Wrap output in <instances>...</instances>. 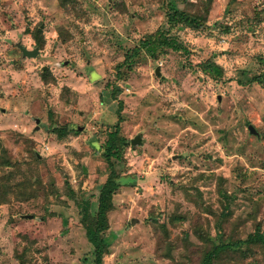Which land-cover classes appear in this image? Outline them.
Instances as JSON below:
<instances>
[{
	"label": "rangeland",
	"instance_id": "374dc122",
	"mask_svg": "<svg viewBox=\"0 0 264 264\" xmlns=\"http://www.w3.org/2000/svg\"><path fill=\"white\" fill-rule=\"evenodd\" d=\"M166 1L77 0L62 6L58 0H0V138L26 170L22 178L30 177L28 170L39 174L46 190L0 204V264H21L16 252L25 246L33 264L90 261L92 245L65 180L68 176L75 190L82 184L90 196L108 173L96 146L118 118L112 84L121 87L125 103L122 133L130 138L140 133L142 142L125 151L130 174L121 179L128 183L110 212L106 264L185 259L181 236L188 231L189 240L198 242L193 225L213 227L215 219L195 198L222 209L220 176L234 197L230 221L235 223L228 226L244 235L254 228L255 217L264 229V88L238 81L246 80L244 70L264 73V13L256 15L264 11V0H213L207 26L177 30L189 54L171 50L158 60L143 57L132 69L124 67L127 73L119 78L116 66L138 38L166 25ZM176 1L192 12L203 8V0ZM39 24L43 46L30 32ZM17 41L40 51L24 56ZM209 57L224 66L222 79L199 68ZM92 71L100 78L91 79ZM71 125L84 128L76 133ZM65 126L69 132L61 136L57 129ZM51 182L55 189L50 190ZM249 197L260 199L258 210L251 209ZM175 211L189 216L174 224L169 215ZM165 236L173 243L171 258L157 252ZM254 258L264 264L262 252L246 261ZM238 263L244 261L227 264Z\"/></svg>",
	"mask_w": 264,
	"mask_h": 264
},
{
	"label": "trees",
	"instance_id": "16d2710c",
	"mask_svg": "<svg viewBox=\"0 0 264 264\" xmlns=\"http://www.w3.org/2000/svg\"><path fill=\"white\" fill-rule=\"evenodd\" d=\"M62 6H67L70 3H75L77 0H58ZM213 0H203L201 4L202 9L191 11L186 8L179 7L176 0H167L163 6L166 14V25H161L153 31L142 34L137 43L130 48L122 62L117 64V74L119 78H124L127 71L124 69H132L143 57L152 58L158 60L160 57L166 55L169 51H178L184 54H189L191 49L189 45L182 40L177 30L182 26H193L204 28L207 26L208 16L211 12ZM264 13L262 10H257L256 15ZM61 35H65V30L60 28ZM33 38L37 44L43 46L45 38L43 35V28L41 24L30 30ZM199 68L208 76L215 80H220L225 74V68L222 64L216 61L214 57H209L198 63ZM246 74V80L238 79L240 83H258L264 88V73H255L254 75ZM44 79L50 80V71H44ZM111 91L110 99L118 100L117 107V120L113 127L108 130L107 137L103 143H99L96 146L97 150L102 151V155L105 159V163L108 167V173L105 174L103 181L98 189H96L90 196L84 193L83 185L75 190L70 182L68 176L65 183L68 188V195L73 199L77 207L78 219L85 229V233L88 241L92 245L91 259L88 264H106L105 256L111 252L112 242L109 238V231L111 227L110 212L115 208V195L120 188L127 183L122 182L124 176L129 175L126 169L125 151L127 147L132 146L131 138L122 133V122L124 109V100L119 97L122 91L118 84H112L108 86ZM104 97L103 92H101ZM61 136L68 131L67 126L57 129ZM70 131L79 133L81 130L74 128L71 125ZM140 144V143H138ZM137 144V145H138ZM37 153V158H39ZM84 170V168H83ZM23 169L22 164L13 160L9 154L8 148L3 144L0 138V204L10 203L13 198L18 200H28L29 198L36 197L39 192L45 193V184L39 174H32L27 171L30 177L22 178ZM85 171V170H84ZM86 172V171H85ZM66 174V173H65ZM219 177V193L222 196V209L217 211L213 209L210 204L204 205L203 200L195 198L199 206L205 211L211 212L215 215L213 227H203L201 224L196 223L193 225L194 235L198 238V242H191L189 240L190 233L186 231L181 239L186 242L185 246L187 251L185 259L177 260L168 264H227L233 259L234 261H244V263L238 264H260L257 258L246 261L250 256H255L256 253L262 252L264 254V229L261 223H255L254 217L253 229L248 231L244 235L235 233V225L228 226V222H231V215L233 213V200L234 197L229 193V189L225 185V179L221 180ZM50 190L55 189V184L51 182L49 184ZM42 189V190H40ZM243 191L248 192V189ZM58 192V190H56ZM196 192L201 194V190L196 186ZM46 194V193H45ZM252 200L251 209L258 210L261 202L260 199ZM54 214V213H53ZM252 212H249L251 216ZM188 214L178 211L169 215L170 221L176 224V220L182 218H188ZM66 221V220H64ZM235 223V222H231ZM161 226L168 233L166 223H162ZM228 227V229H227ZM215 232H213V229ZM166 237V236H165ZM164 245L157 248L161 251L160 255L173 257L172 251L173 243L168 242V236L164 240ZM161 248V249H160ZM29 247L25 246L20 251L16 252L17 258L21 264H33L28 260Z\"/></svg>",
	"mask_w": 264,
	"mask_h": 264
},
{
	"label": "water",
	"instance_id": "95a60500",
	"mask_svg": "<svg viewBox=\"0 0 264 264\" xmlns=\"http://www.w3.org/2000/svg\"><path fill=\"white\" fill-rule=\"evenodd\" d=\"M8 40L10 42H12V39L11 38H8ZM16 45L19 47V49L22 51L23 55L24 56H37V54L39 53L40 49L38 47H35L33 49L31 48H28L26 47L22 42L20 41H17L16 42ZM66 63V62H65ZM47 66H44L43 69H46ZM92 76H91V79H99L101 74L97 71H92ZM156 72L158 74L161 73V68L160 66L158 65L157 68H156ZM93 74L95 75V77H93ZM37 122H39V119H37ZM78 129L82 130L84 128V126H77ZM249 129L252 133H258V130L257 128L253 125V124H250L249 125ZM131 142H132V145H135V144H138V143H141L142 142V139H141V134H137L135 135L133 138H131ZM29 217H33V214H29L28 215Z\"/></svg>",
	"mask_w": 264,
	"mask_h": 264
}]
</instances>
